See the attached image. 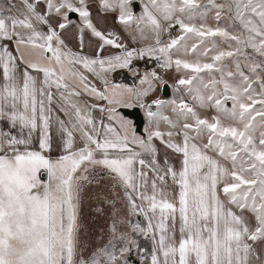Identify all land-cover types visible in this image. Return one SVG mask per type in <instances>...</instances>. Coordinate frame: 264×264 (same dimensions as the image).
I'll use <instances>...</instances> for the list:
<instances>
[{
	"label": "snow or ice",
	"instance_id": "obj_1",
	"mask_svg": "<svg viewBox=\"0 0 264 264\" xmlns=\"http://www.w3.org/2000/svg\"><path fill=\"white\" fill-rule=\"evenodd\" d=\"M0 264H264V0H0Z\"/></svg>",
	"mask_w": 264,
	"mask_h": 264
},
{
	"label": "rangeland",
	"instance_id": "obj_2",
	"mask_svg": "<svg viewBox=\"0 0 264 264\" xmlns=\"http://www.w3.org/2000/svg\"><path fill=\"white\" fill-rule=\"evenodd\" d=\"M85 215L88 223H90L93 227L94 231H98L99 228L103 225V220H94L92 216L88 214V209L85 207Z\"/></svg>",
	"mask_w": 264,
	"mask_h": 264
}]
</instances>
